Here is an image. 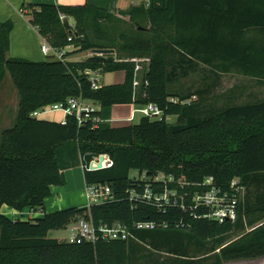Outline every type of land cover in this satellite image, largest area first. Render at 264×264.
I'll list each match as a JSON object with an SVG mask.
<instances>
[{
	"label": "trees",
	"instance_id": "obj_1",
	"mask_svg": "<svg viewBox=\"0 0 264 264\" xmlns=\"http://www.w3.org/2000/svg\"><path fill=\"white\" fill-rule=\"evenodd\" d=\"M141 1L118 13L89 3L22 6L53 47L111 48L117 60L34 61L8 56L14 21L0 19V82L9 74L19 94L16 120L0 135V208L6 203L18 210L44 212L22 219L0 211V264H151L144 242L152 238L153 230H178L174 235L179 240L169 242L160 233L155 237L161 256L164 251L189 255L192 250L201 254L217 250V260L210 264H221L225 259L264 255V195L254 202L247 195L254 175L264 172V98L201 110L200 100L189 99L195 93L202 96L206 88L171 89L172 82L192 73L207 80L200 65L217 76L232 73L264 79V0ZM134 57L150 58L137 89L136 63L125 60ZM86 69L124 71L125 79L94 88ZM72 95L98 103L95 114L103 120L79 124L68 115L61 123L32 114ZM133 102H155L163 117L142 115L138 122L112 125L113 104ZM169 115H177V120L169 121ZM102 153L109 154L113 164L85 167V179L108 182L115 199L46 211L50 185L66 182L63 170L79 162L88 166ZM133 169L139 175L132 174ZM158 172L171 178L151 181L153 190L176 189L185 194L188 206L193 194L211 188L204 183L208 176L230 193L236 191L232 181L239 179L244 194L239 195L237 218L219 221L204 216L206 205L186 210L168 206L163 211L130 198L131 191L144 190L148 182L144 173L152 177ZM79 218H92L96 224L120 220L130 227L145 219L168 225L132 229L137 238L128 239L72 242L49 236L50 230ZM183 238L188 242L181 245ZM164 262L159 258L156 264Z\"/></svg>",
	"mask_w": 264,
	"mask_h": 264
},
{
	"label": "built area",
	"instance_id": "obj_2",
	"mask_svg": "<svg viewBox=\"0 0 264 264\" xmlns=\"http://www.w3.org/2000/svg\"><path fill=\"white\" fill-rule=\"evenodd\" d=\"M62 18H64L63 15ZM70 26L74 27V23L72 21H70ZM69 40H71V37ZM70 49H75L73 44L67 45L64 48H55L46 39H44L41 45L42 53L45 56L53 57L61 61L69 60L68 53ZM148 58L149 57H134L127 58L125 60H131L137 64V61L148 60ZM115 59L117 60L116 56ZM137 69L138 67L136 66V70ZM136 70L134 79L135 89H137L138 86ZM85 73L90 76V80H92V85L94 88H97L101 85L99 83V74H97V71L86 69ZM48 109H58L63 111L64 117L61 119V123H66L68 115H74L79 124H84L89 119L95 123L103 120L99 115L95 114V112L99 109L98 103L79 95L69 96L65 101H57L46 104L43 107L35 110L32 114L36 116L37 114L43 113V111ZM136 111L142 112L143 115L157 117L159 119L163 117V110L158 106V104L155 102H149L144 105L136 106L133 109L131 115L124 118L132 121L135 117ZM103 154L104 158L102 160L101 167L97 166L100 161V155H95L91 159L88 166L87 164L82 163L84 168L87 167L89 169H98L111 166L113 164V159L109 154ZM142 178L148 181L144 187V190L142 192L131 191L130 198L134 197L136 199H141L148 203H152L163 211H165L168 206H179L186 210L188 207L193 208L199 205H206L208 206L209 210L204 214V216L217 219L219 221H234L238 216V202L240 199L239 195L243 196L244 194V187L239 185V179H234L232 181L231 186L236 191L230 193L229 191H222L219 186L214 185L213 176H208L204 183L211 184V188L203 193L197 192L193 194V204L188 206L185 203V194H178L179 191L176 189H165L161 192L153 190L151 181H167V179H170L171 176L167 177L164 172H158L152 177H148L146 173H144ZM85 195L88 199L87 206H90L94 203H104L115 199V192L108 182H86ZM179 224L180 222L177 223V225ZM167 225L168 222L166 221L145 219L134 221L132 227H130L125 222L120 220H116L112 223L101 222L96 224L92 218H79L78 220L67 225L70 228V233L65 240L74 242L84 239L95 242L98 239L137 238L132 229H153L157 227H166Z\"/></svg>",
	"mask_w": 264,
	"mask_h": 264
},
{
	"label": "crops",
	"instance_id": "obj_3",
	"mask_svg": "<svg viewBox=\"0 0 264 264\" xmlns=\"http://www.w3.org/2000/svg\"><path fill=\"white\" fill-rule=\"evenodd\" d=\"M2 1H3L2 6L4 7L5 5L6 7H4L5 9L0 7V19L1 20L12 19L14 21V29L10 34V48L7 55L24 57L30 60L39 59L42 57L41 56L42 50H40V44L42 45L45 38H43L39 33L38 29L30 23V15H28L29 14L28 8L26 7L23 10L22 9L23 5L27 6L28 4L37 5L43 3L56 4V5L89 3L98 7L108 9L111 12L118 13L120 10H126L131 5H138L142 2L141 0H2ZM19 6L20 9H18ZM69 53H70L68 55L69 60H73V61L86 60L92 55V52L90 50L78 51L77 49H70ZM138 63L136 64L138 68L141 67L140 69H142L146 67V64L139 65ZM115 72H107V73L103 72L102 75H104L105 77L103 80V84L122 82L125 79L124 71H120L121 74L116 78L113 76ZM139 76L137 75L136 79ZM6 83L7 82L3 84L0 83V135H1V131L4 128L12 126V124L16 120L18 105H19V94L17 92V89L13 85L12 80L9 83L7 84ZM7 105L10 106L9 110L7 109ZM136 106L138 105L134 102L113 104L110 115L111 124L121 125L132 122L133 120L130 121L125 119L124 117L130 116L133 109ZM37 117L44 118L41 115ZM63 117H64V113L59 114L58 118L48 117L46 119L61 121V118ZM78 164H80L82 168L84 181L86 184L85 168L82 162H79ZM74 166L75 165L70 166V168ZM67 168L63 170L66 179L69 178V175L67 173L69 171L66 170ZM76 175L78 176V173ZM50 190H51V194L47 196L45 199L46 211L56 209V206H54L56 204L49 203V198L56 191L59 190L64 191L65 187L63 185L51 184ZM61 201H63V199ZM0 211L10 217L22 218V219L36 218L43 215L44 213L43 210L41 209H35L30 207H25L22 210H18L6 203H4L1 206ZM164 253L165 255H163ZM164 253H162V256H160L161 261L165 260L164 264H197L198 262H202V263L206 262V264H210L217 260V257L215 255L217 253V250L209 251L208 253H203V254H201V252L196 253L192 250V252L188 253L189 255H185L183 253H175L171 251H167V252L164 251ZM202 259L204 260L201 261ZM244 260H248L249 262H251L247 264H264V258L262 256L237 258V259H225L221 264H231L233 262L244 261Z\"/></svg>",
	"mask_w": 264,
	"mask_h": 264
},
{
	"label": "rangeland",
	"instance_id": "obj_4",
	"mask_svg": "<svg viewBox=\"0 0 264 264\" xmlns=\"http://www.w3.org/2000/svg\"><path fill=\"white\" fill-rule=\"evenodd\" d=\"M2 5H3V1L0 0V7L1 8L6 7L5 5L3 7ZM18 9H20V6ZM40 50H41V44H40ZM41 56H42L41 58L34 59V61H45L48 59V56H45L43 53ZM114 56H116V54ZM137 62H139L138 63L139 65L146 64L147 67L149 65V58L148 60H139ZM140 68L136 70L137 75L138 76L140 75L137 78L138 86L141 83L142 76L144 74L143 73L144 68L142 69ZM198 69L200 70L199 72H202L206 76L207 80L204 79L202 80V76L200 77L199 73L196 72V73H192L190 76H186V77L183 76L182 80H179V82L178 81H175L174 83L172 82L171 89L177 90V88L180 89L182 87L181 90L186 92L190 90L193 91L199 88H206L202 93V96H200L198 93H195L192 94L189 99L190 101L200 100L201 110L207 108H220L228 104H234V103H244L254 100L257 101L264 98V79L259 80L253 77L244 76L240 74H232V73L220 74L217 76L216 74H213L212 71L204 65H200ZM120 74H121L120 71H116L113 76L116 78ZM10 78H11L10 75L7 74L6 78H4L0 83L2 84L5 82L9 83L11 81ZM104 78H105L104 75L98 76L100 84H103ZM7 109L9 110L10 106L7 105ZM59 114H63V111L58 109H48L46 111H43V113H39L36 116L41 115L44 118H48V117L58 118ZM142 115H143L142 112L136 111L135 117L132 122H138L142 117ZM167 119L169 121H176L177 115H169ZM66 170L69 171L67 172L69 178H67L66 182L63 184L65 190L56 191L49 198V203H55L56 205L54 206H56V209H61L68 206H87L88 199L85 195V181L80 164H77L71 168L69 167ZM77 173L78 176L76 175ZM131 173L134 175H139V172L136 169L131 170ZM247 195L252 202L258 201L259 200L258 198L264 195V172L257 173L254 175L251 185L247 187ZM62 199L63 201H61ZM163 231H158V230L151 231L153 232L152 238L149 237V239L144 242L145 245L147 244L149 245L148 247L147 246L145 247L147 251L151 253L152 256V257L149 256L151 258L148 259V263L156 264L161 256L160 249L156 247L154 242L155 237L159 235V233L162 235L163 238H166V240H168L169 242H172L173 240H179V238L176 235H174L175 231L178 230H163ZM69 233H70V228L66 226V227L50 230L49 236L56 237L59 239H66ZM184 233L187 232L185 231ZM183 240L185 241H181L182 242L181 245H184L188 242L187 239L185 238H183ZM262 257L264 258V255ZM247 263H251V262H249L248 260H244V261L233 262L231 264H247Z\"/></svg>",
	"mask_w": 264,
	"mask_h": 264
},
{
	"label": "water",
	"instance_id": "obj_5",
	"mask_svg": "<svg viewBox=\"0 0 264 264\" xmlns=\"http://www.w3.org/2000/svg\"><path fill=\"white\" fill-rule=\"evenodd\" d=\"M92 55L89 57L90 60H98V61H107V60H116L115 59V50L111 48L101 49V48H95L91 50ZM97 74L102 75L103 69H99L97 71ZM104 158V154H100V161L97 164L98 167L102 166V160ZM93 167V165H92Z\"/></svg>",
	"mask_w": 264,
	"mask_h": 264
}]
</instances>
